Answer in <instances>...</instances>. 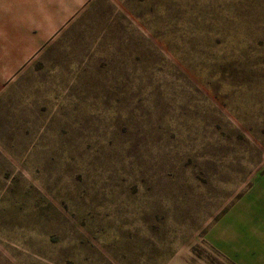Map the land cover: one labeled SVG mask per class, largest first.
Wrapping results in <instances>:
<instances>
[{
	"label": "rangeland",
	"instance_id": "374dc122",
	"mask_svg": "<svg viewBox=\"0 0 264 264\" xmlns=\"http://www.w3.org/2000/svg\"><path fill=\"white\" fill-rule=\"evenodd\" d=\"M78 1L0 0V264H232L211 228L264 167V0Z\"/></svg>",
	"mask_w": 264,
	"mask_h": 264
},
{
	"label": "crops",
	"instance_id": "0c3cea01",
	"mask_svg": "<svg viewBox=\"0 0 264 264\" xmlns=\"http://www.w3.org/2000/svg\"><path fill=\"white\" fill-rule=\"evenodd\" d=\"M87 1L74 3L70 14ZM63 13L69 14L67 2H63ZM54 31L47 30L45 35L42 30L39 37L27 45L24 56L12 60L27 61L37 55ZM210 238L211 244L232 264H264V167L253 174L248 187L212 226Z\"/></svg>",
	"mask_w": 264,
	"mask_h": 264
}]
</instances>
